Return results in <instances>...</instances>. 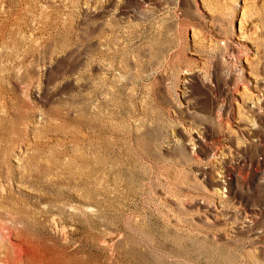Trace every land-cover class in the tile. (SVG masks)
<instances>
[{
  "label": "rangeland",
  "instance_id": "1",
  "mask_svg": "<svg viewBox=\"0 0 264 264\" xmlns=\"http://www.w3.org/2000/svg\"><path fill=\"white\" fill-rule=\"evenodd\" d=\"M0 264H264V0H0Z\"/></svg>",
  "mask_w": 264,
  "mask_h": 264
}]
</instances>
